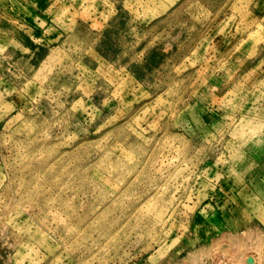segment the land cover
Masks as SVG:
<instances>
[{
	"label": "rangeland",
	"instance_id": "obj_1",
	"mask_svg": "<svg viewBox=\"0 0 264 264\" xmlns=\"http://www.w3.org/2000/svg\"><path fill=\"white\" fill-rule=\"evenodd\" d=\"M264 264V0H0V264Z\"/></svg>",
	"mask_w": 264,
	"mask_h": 264
},
{
	"label": "built area",
	"instance_id": "obj_2",
	"mask_svg": "<svg viewBox=\"0 0 264 264\" xmlns=\"http://www.w3.org/2000/svg\"><path fill=\"white\" fill-rule=\"evenodd\" d=\"M203 264H228L225 260L219 258L212 261L204 262Z\"/></svg>",
	"mask_w": 264,
	"mask_h": 264
}]
</instances>
